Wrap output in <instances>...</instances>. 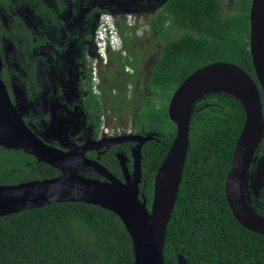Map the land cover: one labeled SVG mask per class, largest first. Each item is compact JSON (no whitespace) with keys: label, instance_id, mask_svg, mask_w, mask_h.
Listing matches in <instances>:
<instances>
[{"label":"trees","instance_id":"obj_1","mask_svg":"<svg viewBox=\"0 0 264 264\" xmlns=\"http://www.w3.org/2000/svg\"><path fill=\"white\" fill-rule=\"evenodd\" d=\"M28 1H39L48 21L58 19L52 15L51 7V1L56 0ZM57 1L61 12L68 8L69 0ZM225 4L226 0H167L158 12L146 14L152 16L149 18L151 49L156 51L149 75L142 82L148 93L142 86L137 97L124 93L116 102L128 104L127 109L134 113L135 133L155 139L142 148L141 192L147 198L149 210L155 176L176 135L168 107L179 86L195 71L216 62L239 66L259 86L250 51L252 0H235L230 13ZM13 5V0H0V10L8 15L12 14ZM12 19L17 26L12 28L14 34L17 31L31 39L30 31L20 25L19 17L12 16ZM6 30L0 17V32L6 33ZM123 32L129 37L126 51L131 53L134 62H141L140 51L133 48L135 43L126 25ZM156 43L159 47H155ZM259 88L264 114V91ZM86 107L94 129L85 126L82 138L93 141L98 139L103 124V106L92 95ZM77 114L79 119H84L83 114ZM60 115V126H53L57 123L53 120L44 132L29 126L46 144L68 152L78 145L75 138L69 137L71 130L62 133L63 127L70 123L65 122L63 113ZM245 119L242 104L226 92L209 93L196 101L188 158L167 230L166 264H178V255L185 257L189 264H264V236L241 226L233 216L225 193ZM54 128H58L57 133L53 132ZM260 149H264V139ZM120 151L112 147L101 160L118 178L122 173L115 153ZM129 152L126 146L125 153ZM59 175L57 169L39 163L23 151L0 147V186L53 179ZM83 175L94 178L92 173ZM260 203L253 206L264 216V194ZM0 264H135V252L130 234L113 212L86 203H57L0 218Z\"/></svg>","mask_w":264,"mask_h":264},{"label":"water","instance_id":"obj_2","mask_svg":"<svg viewBox=\"0 0 264 264\" xmlns=\"http://www.w3.org/2000/svg\"><path fill=\"white\" fill-rule=\"evenodd\" d=\"M250 51L259 86L264 91V0H252L250 10ZM0 57V147L23 151L39 163L60 172L53 179L18 185L0 186V218L57 203H86L116 214L130 234L135 264H166L165 242L189 153L190 125L197 100L209 93L226 92L243 106L246 119L234 150L232 168L227 176L225 193L234 218L250 232L264 236V216L250 206L246 194L248 170L256 159L264 139V114L260 88L239 66L216 62L192 73L173 94L168 107L170 121L176 126L173 144L154 181L151 209L141 192L142 146L152 137L137 134L130 138L91 141L65 152L46 144L24 122L22 105L12 98L2 80ZM21 89L15 87V92ZM17 99V98H16ZM119 142H138L133 151V171L128 159L117 158L123 179L112 174L99 161L86 157L89 151L110 147ZM93 168L103 180L85 177L81 168ZM253 183V180H251ZM253 190L255 187L253 185ZM178 264H189L178 255Z\"/></svg>","mask_w":264,"mask_h":264},{"label":"flooded vegetation","instance_id":"obj_3","mask_svg":"<svg viewBox=\"0 0 264 264\" xmlns=\"http://www.w3.org/2000/svg\"><path fill=\"white\" fill-rule=\"evenodd\" d=\"M13 1L14 5L10 9L11 15H8L3 9L0 10L2 23L7 29L6 33L9 34L0 32L1 76L12 101L16 103L18 100L22 105L23 120L28 127L31 130L33 128L44 132L51 127L53 120H57L53 126L57 125L58 127L60 126L58 117H61L60 114L63 113L66 116H64L65 122L70 124L63 127L62 133L66 134V130H71L69 137L75 138L77 141L75 143L78 146H83L91 140L82 138L81 132L86 128L85 126L94 129V121L86 107V102L93 95L101 101L103 106L102 123L105 120L113 131L109 137L124 139L137 135L133 129V119H131L132 127L110 125L107 122V116L111 111L113 115L128 112L127 119L131 117L129 116L131 111L127 109L128 104L125 106L121 101V104L118 105L116 101L124 93L129 94L131 98L137 97L141 87H145L138 78L134 80L138 76V66L142 61H135V63L130 57V52H126V56L107 52L108 59L104 60L100 55L96 35L103 17L110 16L115 27L118 28L125 47L126 38L129 37L123 32L124 25L127 26L130 38L134 40L135 44L138 39H146L151 43L152 27L149 18L152 16L146 14L158 12L167 0H154L149 5L146 4L147 0H82L80 2L69 0L68 8L63 12L59 10V3L56 0L51 1L53 3L51 7L54 9L52 15H56L58 18L53 20L54 22L48 21L39 6V1L36 3L28 0ZM115 2L126 4L130 8L131 14L125 12L123 22L110 14ZM100 9L109 10V12ZM133 14H138V16ZM139 14H143L145 17H141ZM12 16L19 17L20 25L28 28L31 39L23 37L17 31L14 34L13 29H16L17 26L14 24ZM131 18H134V21H131ZM127 57L131 63L128 59L126 61ZM152 65L153 63L151 67ZM148 75L149 71L146 78ZM97 81L98 84L95 85ZM15 87L21 89V94L17 91L14 95ZM145 90L148 93L146 87ZM121 107H126V109ZM77 112L83 114V120L79 119ZM57 131L58 128H54L53 132L57 133ZM99 138L101 142L109 139L106 136L103 137L104 139L101 138V130ZM117 142L110 147L91 150L86 154V157L91 161H99L106 167L101 162L102 156L109 149L115 147L121 150L115 153L116 158L118 154L125 156L128 159L127 167L132 172L133 151L136 150L137 143L133 141ZM126 146H129V154L125 153ZM118 164L122 173L120 179H123L119 161ZM81 170L83 174L92 173L94 178L103 180L102 176L98 175L91 167L81 168ZM248 177L249 184L245 191L247 196H250L248 199L250 206L255 210L253 205L261 204L260 198L264 194V149L258 150L256 159L249 169ZM253 185L255 190H253Z\"/></svg>","mask_w":264,"mask_h":264},{"label":"rangeland","instance_id":"obj_4","mask_svg":"<svg viewBox=\"0 0 264 264\" xmlns=\"http://www.w3.org/2000/svg\"><path fill=\"white\" fill-rule=\"evenodd\" d=\"M146 2H147L146 4L149 5L151 2H154V0H147ZM234 2H235V0H226L225 5H226V11L227 12H229V13L233 12ZM113 6H114L113 9L110 10V14H112L115 18L122 20L121 22L124 21L125 12H128L127 14H131V12L129 11L130 8L126 4H122L120 2H115V4H113ZM144 12L146 13V11H144ZM145 13H144V15H145ZM133 15L138 16V14H133ZM139 16L145 17V16H143V14L142 15L139 14ZM130 20L134 21V18H131ZM150 38H151V36H150ZM146 42H148V43H146ZM135 45L133 46V48L134 47L139 48L140 55H141V61H142V63L139 66V69H138V79L141 82H144V80L147 76L148 69L151 67V64L154 62V59L156 56V51L153 49H150L151 43H149V40H146V39H142V40L138 39V41L136 42ZM155 47H159V44L156 43ZM114 115L110 111L109 115L107 116V118H108L107 122L110 125H119V126L121 125V126L132 127V124H131L132 114L131 115L129 114V116H131L129 119H127L128 118V112L118 113L115 116ZM105 124L108 125L107 123H105ZM92 140L93 141H99L100 138L99 139H92Z\"/></svg>","mask_w":264,"mask_h":264},{"label":"clouds","instance_id":"obj_5","mask_svg":"<svg viewBox=\"0 0 264 264\" xmlns=\"http://www.w3.org/2000/svg\"><path fill=\"white\" fill-rule=\"evenodd\" d=\"M106 30H105V37H104V45H102L103 47V51L100 47L101 44V40L99 38H96L97 43L99 44V49H100V55L101 57L104 58V60L108 59V55L107 52H109V54H118V55H122V56H126V47L125 44L119 34L118 28L115 27L114 22L112 21V23H106ZM128 59V57L126 58V60ZM98 84V81L95 82V85ZM105 120L103 121V126L105 125ZM102 126V128H103ZM101 128V130H102Z\"/></svg>","mask_w":264,"mask_h":264},{"label":"built area","instance_id":"obj_6","mask_svg":"<svg viewBox=\"0 0 264 264\" xmlns=\"http://www.w3.org/2000/svg\"><path fill=\"white\" fill-rule=\"evenodd\" d=\"M113 20H111V17L110 16H104L103 19H102V22H101V25L98 29V32H97V35H96V38H99L101 40V44H100V47L103 51V47L102 45H104V37H105V30H106V26L105 24L106 23H112ZM113 131L111 130L110 127H108V125H104L102 130H101V138H103L104 136H110V133H112ZM104 139V138H103Z\"/></svg>","mask_w":264,"mask_h":264},{"label":"bare ground","instance_id":"obj_7","mask_svg":"<svg viewBox=\"0 0 264 264\" xmlns=\"http://www.w3.org/2000/svg\"><path fill=\"white\" fill-rule=\"evenodd\" d=\"M106 137L109 138V139L106 140V141H110V139H114V138L109 137V136H106ZM145 137H147V135H146ZM150 137H152V136H150ZM115 140H117V139H115ZM152 140H155V139L152 137V139H151L150 141H152ZM147 142H149V141H147ZM147 142H146V143H147ZM262 142H263V141H262ZM88 143H89V142H88ZM136 143H137L136 149H138L139 143H138V142H136ZM146 143H145V144H146ZM145 144H144V145H145ZM261 144H262V143H261ZM261 144H260V145H261ZM113 145H114V144H113ZM144 145H143V146H144ZM260 145H259V147H260ZM111 146H112V145H111ZM143 146H142V148H143ZM258 150H259V148H258ZM257 152H258V151H257ZM257 152H256V154H257ZM255 157H256V155H255ZM117 159H118V158H117ZM118 161H119V159H118ZM142 161H143V158H142ZM119 163H120V161H119ZM120 166H121V165H120ZM250 167H251V166H250ZM159 169H160V168H159ZM249 169H250V168H249ZM122 171H123V170H122ZM248 172H249V170H248Z\"/></svg>","mask_w":264,"mask_h":264}]
</instances>
